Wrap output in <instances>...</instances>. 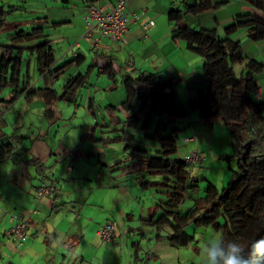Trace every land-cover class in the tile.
<instances>
[{
	"label": "crops",
	"instance_id": "1",
	"mask_svg": "<svg viewBox=\"0 0 264 264\" xmlns=\"http://www.w3.org/2000/svg\"><path fill=\"white\" fill-rule=\"evenodd\" d=\"M117 1L95 0L107 7ZM181 1L129 0L127 8L130 14L128 31L121 39L104 38L99 50L93 49L88 40H86L88 43L86 41L83 43L81 39L75 43L71 42V37L83 35L85 30L83 18L79 29L75 32L69 34L73 29L69 28L66 31L63 29V34L58 35L57 30L71 22L72 19L48 17L49 24L54 21L58 22L56 27L50 29L53 46L61 43V46H58V50L61 49L60 53L56 51L55 47L57 61L62 63L65 59L77 55L82 56L78 62H74L67 69H77L76 73L88 71L89 77L86 86H80L68 98L62 97L60 95L64 91V85L59 88L61 89L60 94L54 80L60 78L67 69L58 77L52 78L45 74H39L37 66H35L33 69L36 73L38 72L40 78L36 80L31 78V85L27 92L15 101L25 100L24 110L19 109L18 115L23 116L24 125L27 123L30 129L31 126L38 129L33 132H24L20 129L21 127L14 129L18 134L29 135L23 143L25 147H29L24 156L41 161L44 171L35 165H27L18 156L0 163V257L2 252L7 250L8 264H135L134 253L137 248L140 249L139 254L142 258H149L147 259L149 264H189L196 260L195 252L199 253L198 238L207 239L216 234L212 227H200L195 234V240L184 247H176L167 240L156 238V228L145 224V219L155 211L158 201L164 199V194L152 188L156 194H153V202L149 206L141 205L138 190L131 183L134 180L138 188L143 190L138 185L136 172L127 174L120 168L110 169V166L122 157H120L121 154L124 155L129 151H125L127 143L123 148L120 144L117 145V148H112L111 153H99L100 168L97 169L94 163L95 173L93 175L88 172L83 173L77 162V159L83 155L89 157L96 153V151L81 150L79 145L85 137L102 140L105 144L114 139L125 142V137L124 140L120 139L122 128L115 124L124 123V119L127 117V112L120 105L124 98L98 100L95 94L96 85L100 81L101 75L107 74L103 72L107 62L112 61L116 71L115 78L108 76L113 80V83L110 82L106 86V90L109 91L119 85L117 81L124 85L125 78L134 77L141 71L161 72L177 89L179 98L184 103H188L193 96V88L205 85L203 57L198 52L187 48L183 40L174 39L172 35L168 13L174 3L178 4ZM187 1L192 3L194 0ZM209 1L214 5L211 9L199 13L197 16L188 14L187 20L191 24L195 22L194 25L201 24L211 29L213 34L223 36L225 28L240 12L250 11L264 16V11L255 7L253 0H228V3L222 6H215L220 0ZM65 2L74 3L82 14L86 12V0H67ZM149 20L154 21V24L148 29L144 28L143 23ZM233 38L241 41L249 58L264 61V40H252L245 29L238 30ZM62 43L66 45L64 46ZM88 46H90L92 57L84 50ZM30 58L28 71L31 75L32 62L36 57L32 55ZM86 61H89L88 68L83 71L82 67ZM242 67L243 64L235 65L238 74L242 72ZM24 68L25 63L23 70H25ZM256 78L261 91L258 99L264 101V70L259 71ZM84 87H88V91L91 93L86 104V93H80ZM124 90L126 92V89ZM63 99L74 102L73 115L75 117L82 110L87 112L89 120L96 121L95 124L90 125V131L84 134L80 142L69 137L74 120H67L69 118H64V114L56 109L57 101ZM15 102L5 109V118L7 110ZM34 102L39 104L41 102V105H31ZM145 110L138 114V122L148 117L146 129H150V126L155 122L157 117L155 113L159 114L156 129L152 134L148 133L149 135L154 136L155 134L159 137L162 132L169 130L168 126L162 127L159 120L163 116L162 111L147 112ZM28 113H32L34 116L26 119ZM193 113L195 111L182 121L177 119L181 125L187 124V128L183 132L184 137L193 134L199 136L198 140L182 143L183 155L181 157H184L188 151L187 156L194 150L203 153L205 159L202 163L190 168L191 174L201 180L202 187L206 186L208 181L222 187L232 177L230 166H234L233 160H228V165L225 162L226 155L232 153L229 129L220 119L206 123L198 114L192 117ZM34 119L39 122H35ZM70 122L72 127L69 125ZM138 122L129 130L133 140L136 136L132 129L138 127ZM113 123L115 125L111 126ZM5 130L10 133L6 128ZM98 131L100 132L99 136ZM91 132L94 138L90 136ZM107 132H113V134H107ZM127 136L130 138L129 134ZM128 138H126V142ZM145 152L150 153L149 149ZM44 175L48 181L57 182V189L52 196L39 198L35 194L34 187ZM133 203L138 204V207L131 206ZM191 203V200H188L185 206ZM139 206L140 214L138 216L135 210ZM15 215H23L32 225L29 236L21 244L16 237L9 234V229L15 223ZM108 220H112L116 224L118 245L104 242L97 233L99 225ZM164 230L166 229H163L162 232ZM135 241H138L139 244L133 243ZM185 250H194V252L190 255Z\"/></svg>",
	"mask_w": 264,
	"mask_h": 264
},
{
	"label": "trees",
	"instance_id": "2",
	"mask_svg": "<svg viewBox=\"0 0 264 264\" xmlns=\"http://www.w3.org/2000/svg\"><path fill=\"white\" fill-rule=\"evenodd\" d=\"M94 1L86 0L87 6ZM227 3L228 0H220L215 6ZM253 4L264 11V0H253ZM213 6L209 0H194L192 3L182 0L174 3L168 13L173 38L183 40L187 48L203 57L205 85L193 88V96L185 104L177 89L159 71H141L134 77L125 78L126 97L120 105L127 117L120 139L125 137L126 142L129 134L125 151L129 147L132 150L110 166L111 170L120 168L127 174L136 172L141 189L154 188L164 194V199L158 201L145 224L156 228L157 239L167 240L176 247L192 243L200 227H212L220 236L244 244L264 236V101L255 96L259 88L256 74L264 70V61L249 58L241 41L233 38L238 30L245 29L252 40H264V16L250 11L240 12L225 28L223 36L213 34L201 24L188 22V14H199ZM23 7L0 4V33L7 29L4 39L0 34V163L18 156L27 165H35L44 171L41 161L24 156L29 147L23 143L29 135L18 134L15 130L6 132L4 111L29 89L28 63L32 55L36 57L39 74L52 78L58 77L82 56L65 59L62 63L57 61L49 29L56 27L58 22L49 24L47 16L35 17L30 27L19 23L8 25V14ZM25 61L27 68L23 70ZM236 64H243L240 74L235 69ZM103 72L115 78L112 61L104 65ZM88 77V71L72 74L60 96L68 98L74 90L86 86ZM6 87L10 89L8 97L3 95ZM148 107L152 111L165 112L167 117L161 125L169 127L159 136L160 146L154 153L138 151L129 132L137 124L138 114ZM194 110H198L199 117L206 123L220 119L229 129L232 153L226 155V159L237 160V168L230 166L232 177L222 187L210 181L202 187L198 177H191L186 158L176 154L178 140L184 137L187 128V124L181 125L177 119L182 121ZM147 122L148 117L141 127L144 128ZM90 136L93 137L92 132ZM45 177L40 178V182ZM187 200L192 203L185 206ZM163 229L166 230L162 232ZM116 233L118 241L117 229ZM133 243L139 244L138 241ZM139 253L137 248L135 264H149V258H142ZM189 264L201 262L193 260Z\"/></svg>",
	"mask_w": 264,
	"mask_h": 264
},
{
	"label": "rangeland",
	"instance_id": "3",
	"mask_svg": "<svg viewBox=\"0 0 264 264\" xmlns=\"http://www.w3.org/2000/svg\"><path fill=\"white\" fill-rule=\"evenodd\" d=\"M1 3H5L6 5L15 4V5L24 6L23 8H19V9L15 10L14 12H11V13L8 14V16H7L8 25L9 24L13 25L12 23L19 22V24L24 26V27H30L31 23L34 21L35 17L44 16L46 14L48 15L47 17L50 16L51 18H53V17H55V18L63 17V18L72 19L71 22H68V23L64 24L62 26V28H59L57 30L58 33H59L58 35H62L63 34V32H62L63 29L65 31L68 30L69 28L73 29V30H71V32H69V34H71L72 32H75L77 29H79V25L81 24V21H82L81 19L83 18V20H84V14L85 13L84 14L80 13L79 7L75 6L74 3L65 2L64 0H0V4ZM193 16H197V14H193ZM194 24H195V22H193V25ZM68 25H69V27H68ZM65 27H67V28H65ZM9 28H12V27H9ZM6 30L7 29H4L3 32L0 33L3 39L5 38L4 37V32ZM54 36H56V35H54ZM79 39H81L83 41V43H85V41L87 40L86 38H84L82 36L77 37V35H76L75 37H71V42L75 43L77 40L79 41ZM86 43H88V42L86 41ZM59 44L55 45V47L57 49L56 51L58 53L61 52V49L58 50L59 49L58 46L59 47L61 46V43H59ZM62 44H64V43H62ZM65 45L66 44H64V46ZM91 47H92V45H91ZM84 50L86 52H88L89 55L91 54V57H92V52L90 50V46H88ZM89 58H90V56H89ZM89 61H86L84 63V65L82 67L83 71L87 70ZM35 66H36V60H33L32 69ZM26 68H27V61H25V68L24 69L26 70ZM76 70L73 69V68L67 69L64 73L61 74L60 78L58 77V78H56L54 80V84H55L56 88L58 89L59 93L61 91V89H59V88L62 85H64V83L67 81V79L72 74L76 73ZM31 75H32V77H31L32 80H36V79L40 78V77H38V75H39L38 72L36 73L34 69L32 70ZM96 75H97V72H96ZM101 76L102 77L100 78V81L96 85L97 86L96 87L97 91L94 90L98 100H101V99H105V100L107 99L108 100V99H112V98L113 99H121V98L123 99V98H125L126 92L124 90L125 87L122 84V82H120V81L118 82L117 81V83H119V85L117 87L113 88L111 91H109V90H106V86L110 82L113 83V80H111L108 77L107 74H102ZM94 80H95V78H94ZM88 90H89L88 87H84V88L81 89V92H80V93H86V95H85V104L88 101L89 97L91 96V93ZM9 93H10L9 87H6L4 89V91H3V95L5 97H8ZM24 103H25V100H21L20 102H15V104L13 106L9 107V109L7 110L6 118L8 120V123H7L6 127H5L7 129V131L11 132L16 127H21L20 129H22V131H24V132H26V131L33 132L35 130L38 131V129L36 127H33V126H31V129H30V127H29V125L27 123H26V125H24L25 121L23 119V116L22 115L21 116L18 115L17 111L19 109H23L24 108ZM32 104L41 105V102H40V104L37 103V102L31 103V105ZM185 104H187V103H185ZM138 107H139V105H138ZM56 109L59 110V112H61L62 114H64V118H69L67 120H69V121L70 120H74V121H72L73 122L72 124L74 126L71 124V122L69 123L70 127L73 126V128H71V131L69 133V137H71L72 140H74L76 142H80V140L84 136V134H86V133H88L90 131V127H91L90 125L96 123V121L94 119H90L89 120L88 116H87V112H83L82 110L75 117L73 115L74 114L73 111L75 109L74 102H69V101H67L65 99L58 100L57 103H56ZM145 111L150 112L152 110H150V108L148 107ZM194 111H195V113L192 114L193 115L192 117H195L198 114V110H194ZM158 115H159L158 112H156L155 116H157V117L155 119V122L150 126V129H146V127L145 128L141 127L142 122L145 121L146 117L143 120H140L138 122V124H139L138 127L139 128L135 127V129H132L133 134H135V136H136L135 140H132V141L134 142L135 148L138 151L144 152V151L149 149L150 153H154L157 150L158 146L160 145L159 137H157L154 134V137H155L154 138L153 136L148 134V133L152 134L153 131L156 129L155 126H156V123H157L156 121L158 119ZM162 115H163L162 118L166 117V113L165 112H162ZM33 116L34 115L32 113H28V114H26V119L32 118ZM162 118L159 119L160 122H162V120L165 119V118L164 119H162ZM34 120H35V122L38 121L36 119H34ZM115 124L117 126H120L121 128H123L122 126L124 125V123H121V122L115 123ZM115 124L113 123V125H111V126H114ZM106 129H108V127H106ZM99 131H98V136H99V133H100ZM135 131H137V132H135ZM147 131H149V132H147ZM108 133H110V132H107V134ZM110 134H113V132H111ZM183 138L184 137L182 136V138H180L178 140V143H177L178 144V151L176 153L177 156H182L183 155V151H182L183 150L182 149L183 145H182V143H186V142H182ZM126 143L127 142L120 141L118 139H114V140H111L109 143H106L107 144L106 145L102 140H99V139L98 140L97 139L93 140V139L85 137L84 140L82 139V141H81V143L79 145L81 150H84L86 152H88V151H93V152L96 151V153L91 155V156H89V157L83 155L82 157H79L77 159L78 160L77 162L80 165L81 171L83 173L84 172H88V173H90V175H93L95 173V171L93 169V164L94 163L96 164V168L97 169L100 168V162H98V159H99V155L98 154L99 153H101V152L111 153L112 148H114V147L117 148V145H119V144L123 148V147H125ZM104 145H106V146H104ZM128 150L130 151V150H132V148L129 147ZM188 153H189V151H188ZM187 154L184 157H186ZM121 156H123V154H121L120 157ZM225 162L228 165V163H229L228 159L227 160L225 159ZM232 162L234 164L233 168L236 169L237 168V160H233ZM131 183H133L135 188L138 190V195H139L140 201L142 203L141 205L149 206L153 202V194H155L154 189L140 190L134 180H132ZM133 205L138 207V204H134L133 203L131 206H133ZM135 211H137V215L139 216V214H140V206ZM213 231H215V233H216L213 236H219L220 235L219 232H216L215 229ZM185 251H186V253H188L190 255H192L193 252H194V250H185ZM6 252H7V250L5 252L4 251L2 252L3 254L0 257V264H8L9 257L6 254ZM195 254H196V261L200 262L202 260V257L197 252H195ZM22 264H24V263H22Z\"/></svg>",
	"mask_w": 264,
	"mask_h": 264
},
{
	"label": "built area",
	"instance_id": "4",
	"mask_svg": "<svg viewBox=\"0 0 264 264\" xmlns=\"http://www.w3.org/2000/svg\"><path fill=\"white\" fill-rule=\"evenodd\" d=\"M129 0H118L116 3L106 6L98 2L90 3L84 14L85 30L82 37L86 38L92 45V48L99 50L102 47L103 39L113 37L121 39L129 29L130 14L128 11ZM154 21L149 20L143 23L144 28H149ZM261 94L260 88L255 91L258 98ZM198 140V134H193L182 139V142H190ZM190 168L196 164H200L205 159V155L197 150L185 157ZM191 170V169H190ZM191 174V172H190ZM191 177L196 176L191 174ZM57 188L56 182H48L43 179L35 188V194L39 198L53 195ZM31 224V223H30ZM23 216L16 215L15 223L9 232L16 237L21 244L29 236V230L32 227ZM97 233L101 240L106 243L117 244L116 224L112 220H108L99 225Z\"/></svg>",
	"mask_w": 264,
	"mask_h": 264
},
{
	"label": "clouds",
	"instance_id": "5",
	"mask_svg": "<svg viewBox=\"0 0 264 264\" xmlns=\"http://www.w3.org/2000/svg\"><path fill=\"white\" fill-rule=\"evenodd\" d=\"M201 264H264V236L247 244L224 236L198 238Z\"/></svg>",
	"mask_w": 264,
	"mask_h": 264
},
{
	"label": "bare ground",
	"instance_id": "6",
	"mask_svg": "<svg viewBox=\"0 0 264 264\" xmlns=\"http://www.w3.org/2000/svg\"><path fill=\"white\" fill-rule=\"evenodd\" d=\"M15 216H16V215H15ZM23 218H24L26 221H28V223L30 224V222H29L28 219H26L25 217H23ZM30 225H31V224H30ZM11 228H12V227H11ZM11 228H10V229H11ZM10 229H9V230H10ZM9 234H11V233L9 232ZM11 235H12V234H11ZM116 245H118V241H117V244H116Z\"/></svg>",
	"mask_w": 264,
	"mask_h": 264
}]
</instances>
